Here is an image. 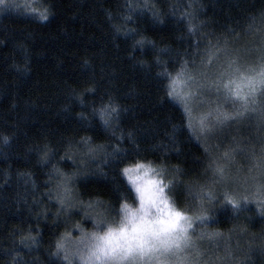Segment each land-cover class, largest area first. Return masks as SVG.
I'll list each match as a JSON object with an SVG mask.
<instances>
[{"label": "trees", "instance_id": "trees-1", "mask_svg": "<svg viewBox=\"0 0 264 264\" xmlns=\"http://www.w3.org/2000/svg\"><path fill=\"white\" fill-rule=\"evenodd\" d=\"M134 3L138 7L129 13L126 0H36L38 9L51 5L52 14L45 21L23 9L0 6V138L9 137L7 144L0 139V264H13V257L20 264H59L50 256L57 240L74 235L76 229L93 230L91 219H85L92 210L80 202H116L119 185L113 169L100 159L87 161L85 168L79 154L72 156L75 147L69 149L65 143L69 139L92 137L96 143L115 144L123 133L120 146L129 156L167 168V179L176 176L179 185L177 206L194 210L196 202L186 189L202 181L204 147L190 139L187 130H179L181 113L165 96L166 81L157 76L161 68L154 63L156 51L170 50L162 59L171 69L179 66L178 53L187 52L191 58L197 41L203 50L208 39L232 40L229 29L241 35L240 43L251 42L254 37L245 36L243 30L248 17L264 11V0H195L193 23L203 25L196 35L189 34L187 20L181 18L185 10L192 11L188 5L193 0H147V8L145 0ZM129 14L132 19L126 21ZM113 25L120 26L119 34ZM129 29L140 34L135 39L144 37L150 43L134 48V40L123 35ZM89 81L95 82L94 93L86 90L93 86ZM109 97L120 106L115 136L98 117L79 118ZM173 126L175 144L169 136ZM129 132L135 143L127 139ZM238 135L245 140L251 137L250 143L264 138L254 126H246ZM217 139L207 145L214 148ZM43 143L57 149L48 163L35 150ZM53 165L67 174L81 172L73 185L78 198L59 215L55 198L45 195L54 187L55 182L46 184ZM177 168L178 176L173 171ZM209 214L215 220L205 225V231L229 236V230L235 229L231 244L236 255L242 257L251 245L249 264H264L259 250L264 245V217L257 205L250 204L235 216L217 204L210 206ZM240 229L245 231L241 234ZM29 230L38 243L25 246L21 240Z\"/></svg>", "mask_w": 264, "mask_h": 264}, {"label": "snow or ice", "instance_id": "snow-or-ice-1", "mask_svg": "<svg viewBox=\"0 0 264 264\" xmlns=\"http://www.w3.org/2000/svg\"><path fill=\"white\" fill-rule=\"evenodd\" d=\"M35 2L0 0V6L23 9L41 21L47 20L52 14L51 5L38 9ZM126 7L131 13L138 5L134 0H126ZM143 7H149L147 0ZM188 9L192 11L185 10L181 18L187 20L189 34L196 35L203 25L193 23L197 18L195 0ZM153 16H157L154 8ZM124 19L131 20L132 15ZM113 27L116 33L121 32L120 26ZM228 33L232 40L227 37L208 39L203 50L197 41V51L191 58L187 52L178 53V67L170 69L168 61L162 59L169 54L168 48L158 49L155 55L154 63L161 68L157 76L166 81L165 96L181 113L179 130H187L189 138L204 147L206 163L202 181L186 189L188 197L196 202L194 210L177 206L175 196L179 185L176 176L167 179V168L129 156L128 150L120 146L123 133L116 137L115 144L96 143L92 137H81L78 141L69 139L65 143L69 149L75 147L73 157L79 154L85 168L87 161L100 159L113 169L119 187L115 190V203L99 199L87 205L80 202L81 206L92 210V215H86L85 219H91L93 231L81 229L71 248L63 237L58 239L50 256L56 257L59 264H249L254 249L250 245L242 257L236 255L231 244V233L235 229L229 230L222 254L220 241L224 233L197 231L198 227L215 220L209 212L210 206L217 204L220 210L230 209L239 216L255 203L264 217V138L258 137L250 143L251 137L245 140L238 135L246 126H254L258 133H264V11L258 17H248L243 34L252 35L251 42L240 43L241 35L234 29H229ZM123 35L134 40V48L150 43L144 37L135 39L140 34L134 29ZM89 83L93 86L86 90L94 93L95 82ZM205 103L207 110L195 115L193 105L199 107ZM90 116L98 117L102 126L112 128L113 136L116 135L114 129L120 120V106L111 97L100 107L94 106L91 113L79 114L81 121H87ZM169 136L175 144V126ZM212 137L218 138L214 148L207 145ZM0 139L4 144L9 143L7 136ZM127 139L135 143L131 132ZM35 150L44 163L50 162L57 152L50 143L38 144ZM139 155L137 151L136 156ZM173 171L177 176L181 172L179 168ZM80 175L81 172L64 173L53 165L46 184L55 182L54 187L45 195L50 200L55 198L59 204L57 215L73 207L78 198L73 185ZM244 231L240 229L241 234ZM21 243L30 246L38 241L29 230ZM259 250L264 253V245ZM13 264H20L16 257Z\"/></svg>", "mask_w": 264, "mask_h": 264}, {"label": "rangeland", "instance_id": "rangeland-1", "mask_svg": "<svg viewBox=\"0 0 264 264\" xmlns=\"http://www.w3.org/2000/svg\"><path fill=\"white\" fill-rule=\"evenodd\" d=\"M193 107L196 109V111H195L194 114H195V115H199L200 113H202V112H204V111L207 110L208 104L205 103L203 106H199V107H197V105L194 104ZM212 138H213V137H212ZM212 138H210V139H212ZM210 139H208V141H209ZM252 204L256 205L255 203H252ZM90 210H91V209H90ZM201 230H206V229H205V226H202V227H198V228H197V231H198V232L201 231ZM91 231H93V230H88L87 232H91ZM74 232H75L74 235H73V234H67V235H65V236L63 237V238H64V241H65V243H66V245H67L69 248L72 247V245L74 244V242L78 239V237H79V235H80V230H79V229L74 230ZM227 238H228V236L225 235L224 238L220 241V243H221V253H220V254H222V252H223V246H224V244L227 243ZM231 238H232V239H231V242H233V239H235L236 236L234 235V236H232ZM232 247H233V249H234V251H235V247H234V246H232ZM215 254H216V253H213V255H215ZM77 264H78V262H77Z\"/></svg>", "mask_w": 264, "mask_h": 264}]
</instances>
